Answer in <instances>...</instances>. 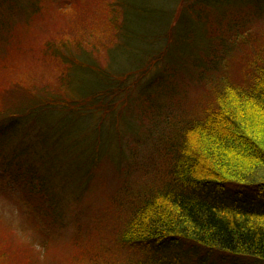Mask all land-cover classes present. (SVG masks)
<instances>
[{
    "label": "trees",
    "instance_id": "16d2710c",
    "mask_svg": "<svg viewBox=\"0 0 264 264\" xmlns=\"http://www.w3.org/2000/svg\"><path fill=\"white\" fill-rule=\"evenodd\" d=\"M10 1L13 0H0L1 29L7 23L5 10L11 8ZM27 1L31 4V10L25 13L27 26L35 19L44 25L52 21L47 15L37 17L47 13L42 2L45 0ZM56 1L59 11L65 12L66 3H70L71 8L76 0ZM180 1L99 0L84 9L90 12L100 7L99 16L91 14L92 19L89 14L86 23L73 25L81 29L76 38L57 37L39 50L40 69H44L40 77L30 69L18 71L21 63L5 72L6 76L13 71L14 80L7 78L5 82L1 75L0 83L5 84H1L0 152L11 137L17 141L18 149L26 140L21 131L26 126L32 129L27 150L2 154L1 166L8 170L14 166L13 175L23 177L32 195L28 204L38 214V219H43L39 214L41 208L42 215L46 212L57 222L61 200L66 194L73 196L70 198L74 201L82 198L89 173L101 158L100 148H108L110 143L105 132L99 126H91L90 123H95L89 120L94 115L100 119L118 115L115 104L121 98L123 85V78L118 74L123 73L124 80L129 82L136 71L143 80L149 73L145 66L140 70L139 65L133 73L116 70L114 66L101 73L86 58V48L94 53L101 50L92 45L93 38L88 34L95 30L103 37L113 36L118 45L124 47L119 51H125L127 46L140 40L146 43L163 32L143 34L133 26L141 27L148 19L153 28L160 23L165 33L174 34L175 46L183 43L188 51L209 52L205 38L214 35L215 49L219 48L220 55H225L221 61H218L219 56L211 55V60L207 61L209 66L200 60L194 62L195 65L202 63L198 80H208L211 89V98L204 95L199 102L204 103L201 109L195 115L177 112L165 115L163 128L167 133L159 141L169 162L165 176L163 171L155 173L156 166L151 171L144 165H138L144 171L141 181L130 180V174L125 176L114 203L122 213L118 216L123 224L119 238L133 254L122 260H95L90 264H183L179 252L173 255L165 252L169 248L201 253V264L213 259L218 264H264V39L258 40L254 33L258 20L264 16V0H182L196 1L206 8L218 7L226 30L234 23L233 15H244L245 18L235 20V30L225 31V34L211 28L199 29L203 33L197 30L202 12L195 13V17L184 12L185 15L178 16L177 23H173L176 11L173 7ZM50 28L53 34L64 32L63 25L58 29L54 25ZM137 55L150 62V56L145 58L143 52L138 51ZM183 55L177 49L173 53L167 48L166 53L156 54L155 58L182 59ZM233 57L244 60V77L240 80L228 73L229 60ZM50 61L56 62L58 67H50L56 71L49 78L45 63ZM62 64L66 65L65 69ZM180 64L183 65V61ZM3 65L7 68L5 63ZM150 83L142 85L146 90L142 92L145 100L170 92L162 79H156L153 85ZM80 127L91 134L103 133L96 137L102 145H96V139L86 141L87 138L77 132ZM71 133H76L77 138L70 142L67 138ZM65 142L83 147L81 151L87 153L86 160L73 168L62 161L56 149ZM119 162L114 164L118 166ZM75 179L80 187L72 186ZM57 183L61 184L65 195H51L53 189L59 192ZM8 246L11 243L0 235V264H19L13 253H5ZM15 251L22 253L18 247L13 249Z\"/></svg>",
    "mask_w": 264,
    "mask_h": 264
},
{
    "label": "rangeland",
    "instance_id": "374dc122",
    "mask_svg": "<svg viewBox=\"0 0 264 264\" xmlns=\"http://www.w3.org/2000/svg\"><path fill=\"white\" fill-rule=\"evenodd\" d=\"M98 1L76 0L72 5L73 8L69 7L70 3H66L65 10L67 11L65 12L59 11L60 6L56 0L42 1L47 13L37 17L47 15L46 17H50L52 21L44 25L41 20L35 19L30 26H27L25 21L27 16L25 13L31 10L30 2L27 0L10 1L11 8L5 10L6 26L0 28V60L7 65V68L3 64L0 65V78L3 76L5 82L8 79L14 80L13 71L6 76L5 72L18 63H21L17 68L18 71L30 69L32 74L40 77L44 69H40L42 60H39V50L57 37L76 38L81 29L73 25L86 23L89 14L90 18L94 17L91 14L99 16L101 14L100 7L95 11L84 12V9ZM173 8H176L173 23L176 24L177 17L185 15L184 12L192 13L193 17L196 16L195 13L202 12V22L196 29L199 30L203 27L206 31L211 28L212 31L215 30L219 34H225V31L233 32L237 26L235 20L245 18L244 15H233L231 19L234 23L228 25L226 30V23H223V15L218 7L215 9L206 8L196 1L186 3L181 0L179 3H175ZM148 22L147 19V22L142 23L141 27L135 24L133 26L140 29L143 34H154L159 30L163 32L152 40H146V43L142 40L137 41L134 45L127 46L125 51H119L124 47L118 45V40L115 37L116 40H114L113 36L103 37L95 30L88 34L93 38L92 45L101 50L94 53L89 47L86 48L88 52L86 58L93 62L101 73L113 66L116 70L133 73L137 70L138 65L142 66L140 70L145 66L149 73L143 80L139 71H136L135 77L129 82L124 80L123 73L118 74L123 78L121 93H119L121 98L116 100L115 104L118 115L104 116L101 119L95 115L90 116L89 122L95 123V125L92 123L90 125L99 126L109 137L108 148L102 146L103 152H107L106 158L96 161V166L91 169L89 183L80 200L74 201L73 198H70L73 196L68 194L61 200L59 203L61 214L58 215L57 222L53 221V218L46 212L45 215H42L41 208H39V214L43 219H38V214L28 204L32 195L23 177L13 175L15 174L14 166L10 170L1 166L2 154H12L15 150L18 153L21 149L27 150L28 135L32 134V129L26 126L21 131L26 136V140L18 149L17 141L12 137V140L10 138L5 142V148L0 152V235L11 243V246L5 249V253H13L18 258L16 261L19 264H90L95 260L112 258L122 260L127 255L133 254L119 238L123 224L118 216L122 213L115 208L114 203L118 193L121 192L125 176L130 174V180L141 181L143 170L138 168V165H144L151 171L156 166L154 171L157 172L155 173L163 171V176H165L169 162L167 154L163 153V147L159 143L167 133V130L163 128L165 115L172 112L195 115L194 113H197L204 104L199 103L202 97L206 95L209 99L211 98L210 85L206 82L208 80H198V72H202L201 64L209 66L207 61L211 60L210 57L213 54L217 56L216 58L219 56L218 61H221V57L225 56L224 53L220 55L219 48L215 49L217 40L214 39V35L212 38H205L208 40L206 47L209 52H204L201 49L188 51V48H183V43L175 46L174 34L165 33V28L159 27L160 23L154 27L159 29H154ZM254 22L257 21L254 20ZM60 23L64 28L63 34H53L54 31L50 27L54 25L58 29L60 26L62 27ZM248 27L246 26V28ZM199 31L203 33L202 30ZM254 33L258 40L264 39V16L258 20L254 27ZM113 42L115 43L112 44ZM137 48L141 50L135 51ZM167 48L171 49L173 53L176 52V49L180 53H184L182 59L177 57L164 59V56L155 58L156 54L166 53ZM74 51L82 53L81 50ZM138 51L143 52L145 58L150 56V62H145V59L139 57ZM195 60H200L202 63L195 65ZM181 61H183V65L180 64ZM218 61L217 66L220 65ZM54 66L57 68L58 64L53 61L45 63V71L49 78L56 71V69H50ZM61 67L65 69L66 65L62 64ZM217 68L220 69V67ZM243 71L244 60H240L238 57L229 60L228 73L230 76L240 80L242 76L244 77ZM18 75L20 76V73ZM156 79H162L164 83L168 84L170 92L168 95L151 96L145 100L142 95V92L146 91L142 86L143 83L151 82L150 85H153ZM5 82L0 83V100L2 99L1 84H5ZM175 117L180 116L175 115ZM79 129L81 130H77L78 134L82 133L89 142L103 134H91L87 130L84 132L82 127ZM61 132L63 133V130ZM76 138L77 134L71 133L67 140L71 142ZM82 148L74 143L65 142L60 144L56 150L58 157L62 158V161H67L73 168L76 164L86 160L84 156H87V153H82ZM25 162L29 164V160L25 159ZM114 162H119L120 165L117 166ZM57 186L59 192L57 189H53L51 195H57V197L59 194L65 195V191L62 192L61 184L57 183ZM72 186L80 187L77 179L74 180ZM16 247L20 249L22 255L17 254L19 253L17 251L13 252ZM165 252L170 255L179 252L178 257L183 264L202 263L201 253H193L184 248H169ZM24 254L28 256L24 258ZM32 256L35 258L32 259ZM207 264H218V261L209 260Z\"/></svg>",
    "mask_w": 264,
    "mask_h": 264
}]
</instances>
